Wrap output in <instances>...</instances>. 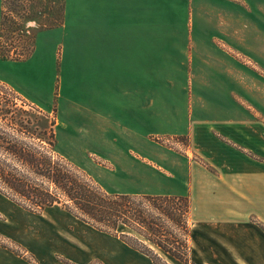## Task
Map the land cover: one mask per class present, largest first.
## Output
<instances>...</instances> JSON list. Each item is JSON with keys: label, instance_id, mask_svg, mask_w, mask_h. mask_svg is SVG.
<instances>
[{"label": "rangeland", "instance_id": "1", "mask_svg": "<svg viewBox=\"0 0 264 264\" xmlns=\"http://www.w3.org/2000/svg\"><path fill=\"white\" fill-rule=\"evenodd\" d=\"M20 1L8 3L5 10L8 23L2 42L10 53L32 48L38 31L63 20L65 0ZM240 4L246 17V48L240 54V47L231 46L229 53L238 62L230 80L212 65L204 67L211 56H152L149 149L124 144L121 130H106L104 135L115 151L98 143L100 130H91V141L81 139L80 148L79 137L62 111L65 80L62 88L56 83L50 97L53 77L61 71L60 53L42 55L40 68L35 61L18 66L0 60V109L10 110L6 117L0 112L2 130H55L56 156L74 164L110 194L164 195L159 188L175 189L164 178L186 191V181L161 168L169 169L162 161L167 157L187 174L191 170L200 178L208 175L207 190L196 184L185 194L191 202L189 264H264L255 252L259 248L264 254L260 240L264 235V32L258 31L264 23V0H240ZM226 57L220 56L218 62L226 63ZM32 68L42 72L36 74L44 79L41 91L33 96L40 104L14 86L13 76L33 73ZM164 130L181 131L165 134ZM25 140L34 146L38 142L28 135ZM122 146L128 150L117 151ZM122 157L129 166H123ZM220 157L223 160L218 162ZM243 161L241 172L230 165ZM17 203L0 192V264H131L130 259L136 264L135 256L154 264L143 254L147 249L159 257L157 264H182L129 229L109 234L81 220L66 207L69 202L64 197L41 212L31 203L33 210ZM121 234L128 238L122 239ZM124 246L132 252L129 258Z\"/></svg>", "mask_w": 264, "mask_h": 264}, {"label": "crops", "instance_id": "2", "mask_svg": "<svg viewBox=\"0 0 264 264\" xmlns=\"http://www.w3.org/2000/svg\"><path fill=\"white\" fill-rule=\"evenodd\" d=\"M245 18L240 0H65L61 23L38 31L32 57L14 63L26 66L35 61L40 68L38 60L42 55L62 54L61 71L53 77L50 97L56 83L62 88L65 80L62 111L69 121L66 124L79 137L80 148L82 140L91 141V130H100L102 138L98 143L104 149L115 151V145L104 135L106 130H121L126 139L124 144L149 149L146 137L151 122L152 56L154 59L156 56H211L216 63L209 58L211 63L203 64L204 67L211 69L212 65L230 80L233 72L237 73L238 62L229 53L231 46L240 47V54L246 48ZM258 31L264 32V23ZM220 41L225 44L221 46ZM222 55H227L223 64L218 62ZM1 62L8 64V61ZM36 73L42 72L35 69L28 75L13 77L14 86L39 103L33 96L41 91L38 88L44 79ZM234 80L241 84V79L235 77ZM50 97L47 96L48 102ZM180 131L164 130L165 134ZM123 146L116 147L117 151L128 150ZM216 160L220 162L223 158ZM128 161L122 157L124 167L130 165ZM162 161L169 169L161 168L186 181L188 188L183 191V185H177L176 189V181L164 178L175 189L162 191L159 188L164 195L157 196L186 197L196 184L208 189L204 186L209 182L208 175L200 178L191 170L187 174L168 157ZM245 164L243 161L230 165L237 166L241 172ZM260 240L264 245V235ZM255 252L260 257L258 260L264 262L262 251L256 248ZM124 253L132 254L126 246ZM135 257L136 264H151L143 256ZM130 262L134 264L132 259Z\"/></svg>", "mask_w": 264, "mask_h": 264}, {"label": "trees", "instance_id": "3", "mask_svg": "<svg viewBox=\"0 0 264 264\" xmlns=\"http://www.w3.org/2000/svg\"><path fill=\"white\" fill-rule=\"evenodd\" d=\"M14 2L21 1L2 2L0 60L23 62L33 55L34 45L27 50L12 53L3 49L2 39L8 23L5 10L8 3ZM20 32L24 33L25 30L21 28ZM0 112L4 117L10 114L8 108L0 109ZM20 125L23 126L22 122ZM2 129L3 126H0V192L17 200V204L28 210L34 209L29 205L31 203L40 212L61 203V197H64L69 202L66 207H71L76 217L98 226L99 230L117 234L121 228L129 229L173 260L189 264L191 203L188 197L110 194L74 164L56 156L55 130ZM26 135L37 139V145L27 142ZM43 144H48L50 148L40 146ZM175 230L181 234H176ZM121 238L127 239L128 236L121 234ZM136 241L146 247L141 240ZM143 254L154 264L159 261L152 250L147 249Z\"/></svg>", "mask_w": 264, "mask_h": 264}]
</instances>
